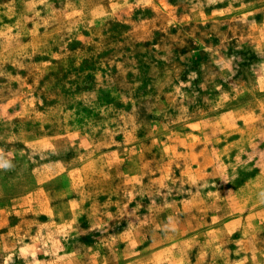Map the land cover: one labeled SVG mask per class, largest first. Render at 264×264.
Wrapping results in <instances>:
<instances>
[{"label": "rangeland", "instance_id": "1", "mask_svg": "<svg viewBox=\"0 0 264 264\" xmlns=\"http://www.w3.org/2000/svg\"><path fill=\"white\" fill-rule=\"evenodd\" d=\"M0 264H264V0H0Z\"/></svg>", "mask_w": 264, "mask_h": 264}, {"label": "clouds", "instance_id": "2", "mask_svg": "<svg viewBox=\"0 0 264 264\" xmlns=\"http://www.w3.org/2000/svg\"><path fill=\"white\" fill-rule=\"evenodd\" d=\"M0 166H2V165H0Z\"/></svg>", "mask_w": 264, "mask_h": 264}]
</instances>
